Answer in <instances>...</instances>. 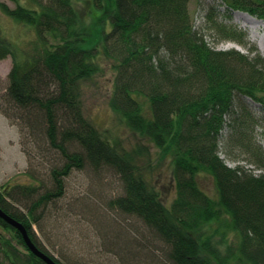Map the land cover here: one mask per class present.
<instances>
[{
  "label": "trees",
  "instance_id": "obj_1",
  "mask_svg": "<svg viewBox=\"0 0 264 264\" xmlns=\"http://www.w3.org/2000/svg\"><path fill=\"white\" fill-rule=\"evenodd\" d=\"M9 1L14 7L0 2L1 12L30 26L34 37L22 47L0 34V61L11 59L0 113L17 126L29 166H39L40 156L49 165L46 181L0 190V208L35 245L63 264L41 247L32 223L64 195L73 170L109 169L121 182L109 207L140 220L157 239L154 264H264V149L253 135L252 108L264 106V55L210 47L193 27L190 0L98 1L88 21L78 0ZM223 1L228 12L264 21V0ZM214 21L224 37L247 44L238 28ZM103 60L115 72L112 111L169 157L170 205L147 179L148 145L126 149L83 112L82 86L102 72ZM223 139L263 172L227 165L219 156ZM204 176L215 196L202 188ZM0 264L47 263L0 218Z\"/></svg>",
  "mask_w": 264,
  "mask_h": 264
},
{
  "label": "rangeland",
  "instance_id": "obj_2",
  "mask_svg": "<svg viewBox=\"0 0 264 264\" xmlns=\"http://www.w3.org/2000/svg\"><path fill=\"white\" fill-rule=\"evenodd\" d=\"M98 1L106 4V0L75 2L83 21L91 20L89 11L95 8ZM0 2L14 7V3L9 0H0ZM226 7L223 0H190L189 12L194 29L200 32L208 45L215 50L235 49L248 55L252 53L264 55V24L259 25V21L263 23L264 21L244 11L228 12ZM214 20L238 28L245 35L247 44L244 46L224 37L216 28ZM0 34L22 47L34 37L30 26L12 20L1 10ZM10 65V57L0 61V93L7 84L6 76ZM114 74L110 64L103 60L102 72L97 73L82 86L83 112L98 128L105 130L126 149L148 145L150 172L147 173V179L161 193L163 202L170 205L175 190L169 157L162 155L156 147L147 144L145 139L130 131L110 108L109 98ZM252 108L257 117L253 135L264 149V106L253 103ZM0 132H2L1 141L16 139L15 143L10 142L8 146L11 145L24 160L26 158L22 167L0 166V190L16 184H39L41 180L46 181L45 170L49 162L40 156L35 161L39 166L30 167L32 164L29 166L28 159L19 146L17 126L12 125L3 129L0 121ZM226 144L228 143L223 139L219 156L227 165L234 167L241 164L255 174L263 172L257 169L255 164L246 161L247 156L240 150ZM29 168H31L30 173H25ZM200 184L209 195L215 196L211 179L204 176ZM120 192L121 182L109 169L99 173H94L89 168L73 170L65 178L64 195L44 211L39 210L38 224L32 223L34 234L41 247L63 264H134L128 263L126 253H134L138 256L140 264H154L153 257L160 254L161 246L157 239L146 235L147 231L140 220L122 215L109 207L110 199ZM23 211L26 213V210ZM121 248L126 251L121 252ZM130 249L134 252H130Z\"/></svg>",
  "mask_w": 264,
  "mask_h": 264
},
{
  "label": "crops",
  "instance_id": "obj_3",
  "mask_svg": "<svg viewBox=\"0 0 264 264\" xmlns=\"http://www.w3.org/2000/svg\"><path fill=\"white\" fill-rule=\"evenodd\" d=\"M8 73V72H7ZM0 121H1V125L3 127V129H6L7 127H11L12 125L8 122V119L0 113ZM2 134V132H0V135ZM10 142H16V139H14V141L11 140H4L1 141L0 139V166H7V165H12L14 167L17 168L18 167H22L26 160H24L23 156L19 155L18 152L10 145ZM20 146V144H19ZM14 149V150H12ZM21 149V147H20ZM22 152V150H21ZM23 153V152H22ZM14 158H16V160H13Z\"/></svg>",
  "mask_w": 264,
  "mask_h": 264
},
{
  "label": "water",
  "instance_id": "obj_4",
  "mask_svg": "<svg viewBox=\"0 0 264 264\" xmlns=\"http://www.w3.org/2000/svg\"><path fill=\"white\" fill-rule=\"evenodd\" d=\"M0 218H2L7 224L14 227L21 233L25 244L28 246V248L34 255L42 259L47 264H58L51 256L46 254L44 251H42L35 245V243L31 240L26 227L20 221L8 215L1 208H0Z\"/></svg>",
  "mask_w": 264,
  "mask_h": 264
},
{
  "label": "bare ground",
  "instance_id": "obj_5",
  "mask_svg": "<svg viewBox=\"0 0 264 264\" xmlns=\"http://www.w3.org/2000/svg\"><path fill=\"white\" fill-rule=\"evenodd\" d=\"M263 24H264V23H263L262 21H259V25H261V26H262Z\"/></svg>",
  "mask_w": 264,
  "mask_h": 264
}]
</instances>
